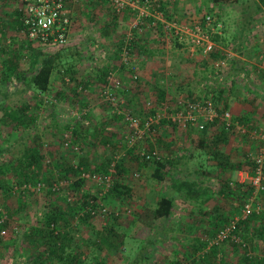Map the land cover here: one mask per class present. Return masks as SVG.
Listing matches in <instances>:
<instances>
[{
  "label": "rangeland",
  "instance_id": "374dc122",
  "mask_svg": "<svg viewBox=\"0 0 264 264\" xmlns=\"http://www.w3.org/2000/svg\"><path fill=\"white\" fill-rule=\"evenodd\" d=\"M158 1L166 5L165 14L158 10ZM253 2L254 0H245L240 5L228 7L212 6L209 0H148L143 6L135 2L132 4L133 8H123L128 11L118 12V16L125 18L118 19L116 26L108 28L107 34L103 35L101 27L111 23L117 12L112 5L113 0H66L62 12V17L68 19L70 28L66 46L58 48L29 40L23 30L12 26L5 27L0 34V58L5 55L1 49L8 48L19 53L18 71L23 77L18 80L13 75L8 76V72L5 77L0 66V146L9 147L13 150L11 153H15L23 148V144L33 145L39 139L41 147L45 151H51L52 160L57 159L60 163L71 165H78L85 158L94 166L103 157L112 159L118 153L123 156L120 160L123 159L124 166L129 169L122 182L132 187V198H107V187L84 179L82 190L95 195L101 209L92 219L94 229L79 226V236L93 239L95 232H104L111 225H114L116 231L109 240L116 249L108 253L105 249V253L98 251L96 254L104 257L102 260L105 264H125L138 250L139 245L142 242L147 244L150 238L152 240L145 264H165L172 257L178 264H189L192 247L188 240L197 238L200 241L203 236L212 234L209 223L213 212H227L234 216L239 214L240 210L237 211L234 205L239 199H236L237 196L224 195V182H238L239 179L242 180L238 172H251L247 162L261 147L262 143L257 137L264 134V10L259 12ZM24 6L21 0H9L5 5L0 3V24L7 25L12 19L11 11H23ZM166 15L170 20H167ZM249 15L254 16V22L248 24ZM148 18L161 22L160 30L154 29L155 22L148 21ZM183 26L191 28L193 36L204 33L211 41L215 37L217 40L214 41V49L204 52L199 45H192L191 36L188 34L181 33L176 37V29ZM134 31L138 33V37L133 35ZM130 39L134 42L147 39L148 46L154 48L157 45L163 51L155 61L146 59V56L139 57L138 48H131L128 59L137 68L128 70V73L125 71L122 76H119L118 69L111 71L121 81V86L112 87L115 95V105H112L102 97L108 81L102 84L98 77L105 64L111 61L109 55L114 54L119 42L127 43ZM121 46L119 58L114 61L117 65L122 63L125 45ZM58 50H71L73 56L69 51V63L54 71L49 91L37 96V92L28 84L37 68L39 54ZM217 50L220 51L218 54ZM103 52L105 59H102ZM222 60L225 66L221 65ZM69 65L74 71L70 80L62 73ZM134 75L137 76L135 80ZM154 82L162 85L166 91L162 101L157 98L158 90L154 87ZM84 83H88L84 86L86 92L76 95L78 85ZM3 89H7L6 96L1 92ZM220 89L224 93L221 101L216 102L217 106L223 108L227 104L226 112L230 114L232 122L244 118L247 121L242 123L244 127L256 131L254 138L231 133L227 136L228 140L220 145L230 163L243 164V168L230 173H218V158H213L215 151H209L208 147L201 148L195 142L204 136L208 139L206 144L209 146L210 137L221 129L220 123L210 126L207 133H203L197 125L186 128L165 125L158 131L149 129L142 139L136 140L130 146L126 143L130 128L123 118H115L118 112L126 110L140 118L141 123L146 119L143 112L167 118L177 111L178 101L185 99H208L215 107L213 93ZM59 92L65 93L64 97L61 94L58 96ZM23 103L30 105L34 120L28 123L26 129L15 130L13 121L4 116L3 106L16 108ZM84 109L88 112L86 117L73 116V111ZM79 118L81 119L78 123L88 127V133H93L101 124L99 129H104L103 134L110 137L111 143L103 146L101 142L89 138L85 141L77 139L80 151L66 146L64 137L71 140L66 128L75 125ZM131 149L140 155L142 152H156L158 156L177 158L178 163L169 170L170 174L180 179L197 181L211 188L214 196L204 204L177 196L174 214L165 229L154 232L147 225L149 215L159 195L168 191L153 179L151 169L147 166L142 169L138 167L128 154ZM11 153L1 156L0 160L11 159ZM54 178L59 183V188L65 189L62 194L66 193L68 201L74 202L79 197L80 193L65 188L67 181L61 175L58 176V172ZM239 183L244 187L248 186L247 180ZM32 188L31 184L29 189L33 191ZM44 188L45 185L41 184L39 190L27 194L20 207L15 194L4 202L6 206L12 207V211L10 217L3 215L1 218L8 222L9 238L0 244V264H30L33 261L32 255L35 251L28 246L29 241L23 238V234L30 235L31 228L37 225L47 209ZM252 227L253 224L248 228L242 227L241 235H249L248 240L251 241L246 240V243L252 254L263 255V241L255 238L257 233ZM79 236H76V241L80 250L91 259L94 246L86 244ZM16 244H21L23 249L19 254L15 251L18 246ZM236 249L230 243L222 245L221 253L226 264H239L242 251Z\"/></svg>",
  "mask_w": 264,
  "mask_h": 264
},
{
  "label": "trees",
  "instance_id": "16d2710c",
  "mask_svg": "<svg viewBox=\"0 0 264 264\" xmlns=\"http://www.w3.org/2000/svg\"><path fill=\"white\" fill-rule=\"evenodd\" d=\"M61 1L65 2L66 0ZM146 1L148 0H137V3L143 5ZM209 1L212 6L228 7L240 5L245 0ZM7 2H9V0H1L0 3L5 5L7 4ZM253 3L259 12H262L264 10V0H254ZM165 8L166 5L163 2L158 1V10L162 11V13L165 14L167 12ZM119 14L120 13L115 12L111 23L103 25L101 27V33L103 35L107 34L108 28L116 26L118 19L125 18V16L122 15L118 16ZM22 15L23 11H20L19 9L12 10V19L6 23L7 25L0 24V34H2L4 28L8 26H12L13 28H16L20 31L23 30L25 32V27L22 22ZM165 17L167 18V20H170L167 15ZM0 19L2 18L0 17ZM149 20L153 23L155 22L154 26L153 23H150L149 25H152L154 29L160 30V27L162 25L161 22L154 19L152 20V18H148V21ZM252 22H254V16L249 15V17H247V23L249 24ZM133 33L135 37H138V33L136 31H134ZM176 37H178L177 34ZM153 38L155 41H158L155 36H153ZM146 40L147 39H138L139 42H134V40L132 41L130 39L129 41H127V43L126 41L125 43L124 41H120L114 54L112 53L111 55H109L111 61L107 62V64H105V67L102 69L98 77L99 82L102 84H106L107 77L113 70L118 69L119 76H122L125 71V73H128V70L130 71V69L137 68V65L132 66V62L130 59L126 62L119 63V65L114 62L119 58L120 51L122 50L121 45H127L129 47V53L131 51V48L137 47L139 57L140 55H142L143 57L146 56V59L148 60H158V56L160 55V53H162L163 49H161V47L157 45L154 48H151L147 45ZM212 40L216 41L217 39L214 37L212 38ZM1 51L5 54L0 58V66L2 67L3 75H5L6 77V74L8 72V76L13 75L16 79L19 80L22 77V75L18 71L19 56L17 54L19 53L11 51L8 48L6 50L1 49ZM69 51L73 56L71 50H58L54 53L39 54L40 59L37 62V68L30 79V83L28 84V86H30V88H32L34 92H37V96H40V94H44L49 91L54 71L57 70L58 67L62 65V67H64V65L69 63ZM219 52L220 51L217 50V54ZM69 66L70 67H66L62 73L70 80L72 79L71 74L74 73V71L73 68H71V65ZM86 84L88 85V83ZM86 84L84 83V85H78L76 95L79 96L86 91V87H84L87 86ZM154 87L156 88V90H158V100H164L166 94L164 87L157 82H154ZM6 90L3 89L1 91L4 96L7 95ZM223 93L224 90L221 89L213 93L217 117L213 122H206L204 124V128L201 129L203 130V133H207L206 131L210 126L220 123V131L213 133V135L210 137L211 144L209 146L206 144V141L208 139L204 136L200 139L195 140V142L200 145L201 148L208 147L207 149L209 151H215L213 153V158H218V169H216L218 173H230L232 171L243 168V164L230 163L228 157H226L222 152L223 150L220 145L228 140L227 136L229 134L234 132L240 134L236 130L235 123L243 125L242 123H247V121L244 118H240L239 121L233 120V124H231L229 128H226L222 118L228 106L227 104H224L223 108H220L216 104V102L221 101ZM57 94L58 96H60L61 94V96L64 97L65 93L63 94L62 92H59ZM36 95L34 94V96ZM178 109L179 107L177 106V110ZM3 111L4 116L13 121V127L15 130L26 129L28 127V123L34 120L33 113H30L31 109L28 103H23L21 106L16 108H9L8 106L4 105ZM143 114L147 117L150 113L143 112ZM87 115L88 112H86V110L84 109L83 111L80 110L78 117L82 118L84 116L86 117ZM81 118L77 120V123L75 125L66 128V131H68L67 133L70 135L71 139L70 144L67 145L69 148L73 149L77 146L79 147L80 151V145L77 139L85 141L86 139L94 138V140L101 142L103 146L111 143L110 137L103 134L104 129H99V126L101 124L96 130H94L93 133H88L87 130L89 128L82 123H78ZM115 118L119 119L123 118V116L119 113L115 115ZM165 125H172L175 127L178 124L166 117H160L159 122L157 124H152L150 126V129H155L156 131H158L160 127L162 128ZM240 135H242L243 137H248L245 134ZM64 139L66 140L65 142H67V138L64 137ZM36 141L37 143H33V145L29 146L23 144V148L15 153H11V151L13 150L9 147L0 146V158L1 156H4L6 154L8 155V153H11V155L13 154L11 159L2 161L0 160V196L2 197V199H0L2 205L0 204V206H3L0 207L2 208V211L0 210V244H2V242L6 241L9 238L8 222L6 220H2L1 218L3 215H8V217H10V212L12 211V207L6 206L4 202H6L12 194H15L17 197V204L19 205L18 207H20L22 206V200L28 195L33 194L32 192H34V190L31 191L28 188V185L31 186L32 184V187H36L38 184H42L45 185L44 192L47 199V209L41 215L42 218L38 221L37 225L31 228L30 235L23 234V238H26V240L29 241L28 246L32 247L35 251L32 255L33 261H31L30 264H105V262L102 260L104 259V257H100L99 255L97 256L96 254L98 253V251H100L101 253H105V249L107 250V253L116 249V247L109 241L116 234V231L114 230V225H111L110 227H107L106 231L104 232H95L93 239H91V237H85V239L79 236V234H81V227H90V229H94L92 219L96 216V212L101 209L99 208V204L97 203V198L95 197V195L90 194L88 191L82 190L84 179L81 177V174L82 172H90L100 175H107L109 173L108 169L111 163V158L103 157L100 161H97L94 166L91 165L92 163L85 158H82L78 165L64 164L60 163L57 159L52 160L51 151H45L41 147L39 139ZM133 151L134 150L132 149L129 150L128 154H130L131 158L136 161L138 167L142 169V167L147 166L152 170L151 176L153 177V179L158 181L161 185L168 187L171 191V195L160 194L155 203V206L151 210L147 225L149 228H152L154 232H159L165 229L164 227L174 214L175 198L177 196H181L185 200L192 201L194 203L202 202L201 204L206 203L214 196L211 188L203 186L197 181L180 179L170 174L169 170L176 166L177 160L170 159V157L165 155L146 158L145 156L140 155V153H135ZM122 160H119L116 164V173L113 175L111 183L105 193V197L107 198L109 197L111 199L117 200L133 197L132 187L122 182L123 177H125L129 173L128 167L124 166ZM247 163L250 165L252 170L253 160L251 159ZM90 169L92 171H89ZM56 172H58V176L61 175L67 181L68 185L65 186L66 189L70 188L72 190H75V192L80 193L79 197L74 202L68 201L66 193L62 194V192L65 191L63 187L58 189L55 188V185L59 184L58 182L54 181V175ZM70 176L72 179H70ZM230 182L232 185L230 184ZM224 185L225 196H237L236 199H239V202H236L234 204L237 207V211H239L244 200L249 195V189L247 187H244L239 182L228 180L224 182ZM262 198H264V191H262L260 194V199L264 200ZM57 199L60 200L61 203ZM233 216L234 215L227 212L220 214L215 210L211 215V220L209 223L211 226L210 230L212 231V234L206 235L208 237L203 236V238L206 239L215 237L218 230L228 224ZM112 217L114 219L116 218L113 215ZM251 224H253L252 228L255 229V232L257 233L255 238L261 239L263 241L264 247V214H254L246 220L239 222L237 229L240 233L243 245L233 244L232 242L226 243H230L231 246L236 247L239 251H242L239 258V264H264V251H262L261 253L263 255H256L254 253L252 254L250 252V247H248V244L246 243V240L251 241L248 240L250 239L249 235H246L247 237H242L241 235L242 227L248 228ZM76 236H79V238L85 241L86 244H92L94 246V250L92 252L93 255L91 258L93 260H91L88 255H85V253L80 250L79 244L76 241ZM203 238L200 239V241L197 238H189L188 242L192 247V251L189 253L191 254V257L189 258V264H226L221 253V247L223 244L220 246H211L208 249V243ZM151 240L152 239L150 238L147 244L142 242L135 254H133V256L125 264H145L148 259V247ZM16 245L18 246L17 248H15V251L17 252V254H19L22 249L21 244ZM11 257L15 258L16 255H11ZM165 264L178 263L175 258L172 257L168 258Z\"/></svg>",
  "mask_w": 264,
  "mask_h": 264
},
{
  "label": "built area",
  "instance_id": "2783aa9c",
  "mask_svg": "<svg viewBox=\"0 0 264 264\" xmlns=\"http://www.w3.org/2000/svg\"><path fill=\"white\" fill-rule=\"evenodd\" d=\"M21 1L25 5L23 9L22 22L25 27V34L29 40L57 46L58 48L66 46L70 28L68 19L66 17H62L64 2L61 0ZM135 2H137V0H113L112 5L114 10L119 12L127 6L133 8L132 4ZM191 30V28L183 26L182 28L176 29V34L179 35L184 33L186 35H190L192 45H199L204 49V52H210L214 49L216 45L214 44V41L209 39L208 35L202 33L201 35L197 34V36H193L191 35ZM102 56H104V54ZM128 58H130L129 47L125 45L122 53V62H126L129 60ZM220 63L222 66H225V62L223 60ZM136 78L137 76L134 75L133 79L135 80ZM107 81L108 84L103 89L102 97L104 101L106 98L112 105H115V95L112 87L115 88L121 86V81L117 77H114L113 74H109ZM177 105L179 109L175 112V114L172 113L167 116V118L176 122L183 128H186L189 125H197L199 129H203L206 122H213L217 117V111L213 106V103L208 99H185L183 101H178ZM118 113L123 114L124 121L130 128L129 130H131L129 135L126 137V143L130 146L133 145L136 140L142 139L146 134V130H149L152 124H157L160 118V116L149 115L146 117L145 121L141 123V119L132 114L130 110ZM223 121L226 128H229L230 125L233 124L231 116L228 112L224 113ZM235 124L238 133L243 135L245 134L249 138H254L256 136L255 130L251 131L243 125H239L238 123ZM257 138L262 144L258 149V152L252 156L253 168L251 172H238V176L242 178V180L239 179L238 182H245L247 180L249 195L244 200L239 214L235 215L228 224L221 227L215 237L206 239L202 237L208 243V249L211 246H220L226 242L242 244V239L237 229L239 222L246 220L254 214H264V201L260 199V194L264 191V134L259 135ZM68 144H70V140L67 138L65 145L67 146ZM73 150L79 151V147L76 146ZM141 155L146 158L158 157L156 152H142ZM122 157L123 156L118 153L112 157L108 169L109 173L107 175L82 172L81 177L83 179L93 181L99 186L108 188L113 175L116 173V164ZM40 187L41 184H38L36 187H33L32 190H39ZM28 188H30V185H28ZM55 188L58 189L59 185H55ZM104 211L105 209L103 208L102 212Z\"/></svg>",
  "mask_w": 264,
  "mask_h": 264
},
{
  "label": "crops",
  "instance_id": "0c3cea01",
  "mask_svg": "<svg viewBox=\"0 0 264 264\" xmlns=\"http://www.w3.org/2000/svg\"><path fill=\"white\" fill-rule=\"evenodd\" d=\"M104 54V56H102L103 58L102 59H105V53L103 52L102 53V55ZM77 91V90H76ZM86 92V91H85ZM79 112L80 111H77V112H74L73 111V116H75V115H77L78 116V114H79ZM132 113V112H131ZM119 114V113H118ZM121 114V113H120ZM133 114V113H132ZM122 116H123V114H122ZM124 119V118H123ZM126 123V122H125ZM127 124V123H126ZM139 151H142V150H139ZM170 159H173V160H177V158H173L172 156L170 157ZM177 163H178V160H177ZM176 163V164H177ZM162 188H164V189H166L167 191H168V193H166V192H164V193H162V194H165V195H171V191H170V189L168 188V187H165V186H163L162 185ZM173 194V193H172Z\"/></svg>",
  "mask_w": 264,
  "mask_h": 264
},
{
  "label": "clouds",
  "instance_id": "9594fccd",
  "mask_svg": "<svg viewBox=\"0 0 264 264\" xmlns=\"http://www.w3.org/2000/svg\"><path fill=\"white\" fill-rule=\"evenodd\" d=\"M50 22V21H49Z\"/></svg>",
  "mask_w": 264,
  "mask_h": 264
}]
</instances>
